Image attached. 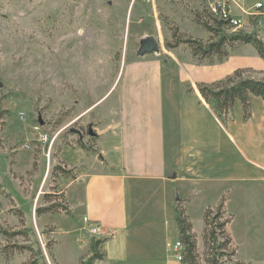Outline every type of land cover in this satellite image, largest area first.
I'll use <instances>...</instances> for the list:
<instances>
[{
    "label": "rangeland",
    "instance_id": "obj_1",
    "mask_svg": "<svg viewBox=\"0 0 264 264\" xmlns=\"http://www.w3.org/2000/svg\"><path fill=\"white\" fill-rule=\"evenodd\" d=\"M176 4L177 0H0V225L27 232L26 237L0 234V264H56L54 255L74 264L77 255L85 253L80 234L70 232L81 227L80 212L69 220L63 217L67 214L42 218L36 210L48 198L63 202L53 170L62 163L59 155L65 146L81 148L82 143L88 152L98 154L89 134L91 126L78 121L82 106H76L80 101L87 106L92 100L85 92L91 77L98 75L97 92L105 94L103 75L140 73L141 45L155 39L160 50L149 58L179 61L169 62L168 71H160L162 88L195 90L199 83H211L206 68L216 66L217 61L200 62L188 44H180L172 54L164 47L166 41L173 43L175 26L203 43L212 37L194 22L193 8L181 3L186 11L179 10ZM204 7L209 5L203 4L200 13ZM203 18L208 21L207 16ZM245 76L264 80V74L252 70ZM115 90L105 100L118 93ZM253 104L252 99V112ZM241 111L238 102L232 120L222 121L228 129L238 123ZM44 135L49 136V143L41 141ZM243 150L245 176L227 184L219 202L224 199L226 217L231 219L227 229L237 250L236 262L264 264V153L245 145ZM176 207L183 209L180 204ZM17 209L24 213V226L16 216ZM204 213L195 211L196 229L204 224ZM45 225L54 226L55 233ZM192 227L199 263L206 264L204 227L197 232ZM16 245L31 246L33 252H19ZM4 253L11 257L7 259Z\"/></svg>",
    "mask_w": 264,
    "mask_h": 264
},
{
    "label": "crops",
    "instance_id": "obj_2",
    "mask_svg": "<svg viewBox=\"0 0 264 264\" xmlns=\"http://www.w3.org/2000/svg\"><path fill=\"white\" fill-rule=\"evenodd\" d=\"M217 2L227 3L248 33L254 30L250 16L258 4L264 5V0H177L176 7L185 10L184 3L200 11L203 4ZM256 31L264 41V27L257 26ZM147 55L139 56L143 67L138 74L103 75L105 94L97 92L98 75L91 77L85 92L92 100L87 106L76 102L82 106L78 121L91 126L93 149L98 154L65 146L59 155L62 163L76 168L77 175L75 180L57 179L72 209L71 216L63 217L72 220L78 212L82 216L81 227L70 232L80 234L86 250L74 264L91 254L94 239L101 242L103 253L95 264H182L173 250L179 241L176 205L180 204L196 232L200 231L204 224L196 229L195 211L201 214L216 206L226 185L244 178L243 146L264 153V106L258 98H253L252 118L244 121L241 111L238 123L228 129L217 117L215 105L205 102L196 89L187 92L180 87L173 92L162 88L160 71H168L169 62L179 64L178 60L162 62ZM206 69L207 80L213 83L238 69L264 74V61L254 47L235 45L223 63ZM113 89L118 93L105 100ZM45 216L62 215L40 217ZM92 225L101 229L96 236L89 232ZM45 226L55 233L54 226ZM54 262L69 264L55 255Z\"/></svg>",
    "mask_w": 264,
    "mask_h": 264
},
{
    "label": "trees",
    "instance_id": "obj_3",
    "mask_svg": "<svg viewBox=\"0 0 264 264\" xmlns=\"http://www.w3.org/2000/svg\"><path fill=\"white\" fill-rule=\"evenodd\" d=\"M208 17L204 21L203 17ZM194 22L201 26L204 31L210 34L207 43L190 38L180 32L179 28L171 30L173 43L166 41L164 47L167 50H174L180 44H188L192 50V56L199 61L207 60L209 63L215 61L223 63L229 56V49L235 45H250L254 47L260 58L264 61V41L259 38L257 31L251 33L245 31H232L230 23L215 17L208 7H204L203 12L194 11ZM211 21V23L209 22ZM201 62V61H200ZM250 70L238 69L233 74L224 79L213 83H199L196 90L207 103H213L216 108L217 117L221 121L229 122L232 120L233 111L239 102L242 107L243 118L248 121L252 116V99L260 98L264 102V80H258L253 77H246L245 73ZM194 89L189 88L186 91L192 92ZM81 148L87 150L81 143ZM96 152V151H94ZM54 174L66 179L75 180L77 178L76 168L69 167L66 163H60L54 168ZM56 196V195H52ZM63 202L54 201L48 198L47 204L36 210L38 216L45 214H72L67 200L62 193ZM184 209L175 208L176 220L179 229V239L183 245L182 264H200L199 253L196 242V236L193 234L192 223L188 216L185 215ZM16 216L19 217L20 224L24 226V213L17 209ZM204 261L206 264H238L236 262L237 250L233 245V240L228 232V225L231 221L226 217L224 199L216 207H208L204 213ZM0 234L6 238L16 236H27L26 231H10L0 225ZM100 241L92 240L91 254L82 259L80 264H95L103 259V253L100 251ZM19 252H33L31 246L16 245L14 247ZM9 259L11 254H6ZM35 262V261H33ZM38 264V263H34Z\"/></svg>",
    "mask_w": 264,
    "mask_h": 264
},
{
    "label": "built area",
    "instance_id": "obj_4",
    "mask_svg": "<svg viewBox=\"0 0 264 264\" xmlns=\"http://www.w3.org/2000/svg\"><path fill=\"white\" fill-rule=\"evenodd\" d=\"M256 9H257V12L250 16L252 18V23H253L252 26L259 27L260 25H262L264 27V5L258 4L256 6ZM208 10L212 14H214L215 17L228 21L230 23V26L233 32L234 31H246L247 27L242 25L241 20L232 16L227 3L217 2V3L210 4L208 7ZM41 141L44 143H49V136L48 135L42 136ZM53 143L54 141L50 142L49 152L51 151ZM85 221L87 222V219H85ZM100 231L101 229L97 225H92L89 228V232L93 236L98 235ZM182 249H183V245L181 244V242L179 241L176 242L173 250H174L175 257L179 262L182 261Z\"/></svg>",
    "mask_w": 264,
    "mask_h": 264
},
{
    "label": "water",
    "instance_id": "obj_5",
    "mask_svg": "<svg viewBox=\"0 0 264 264\" xmlns=\"http://www.w3.org/2000/svg\"><path fill=\"white\" fill-rule=\"evenodd\" d=\"M159 50H160V46L155 39L144 40L141 45L139 55L144 56L147 54H154L158 52ZM40 123L43 124L42 121H40ZM89 134L90 136L94 135L92 130L89 131Z\"/></svg>",
    "mask_w": 264,
    "mask_h": 264
}]
</instances>
